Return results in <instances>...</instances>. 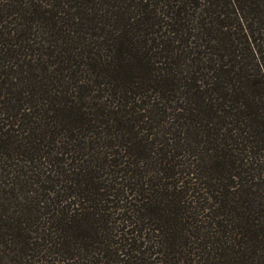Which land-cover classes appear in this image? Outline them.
<instances>
[{
	"label": "trees",
	"instance_id": "16d2710c",
	"mask_svg": "<svg viewBox=\"0 0 264 264\" xmlns=\"http://www.w3.org/2000/svg\"><path fill=\"white\" fill-rule=\"evenodd\" d=\"M0 264H264V0H0Z\"/></svg>",
	"mask_w": 264,
	"mask_h": 264
}]
</instances>
